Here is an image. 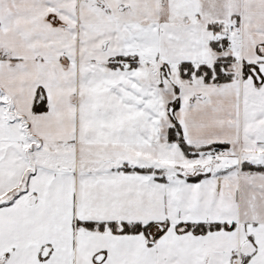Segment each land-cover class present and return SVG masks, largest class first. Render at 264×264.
<instances>
[{"label": "snow or ice", "instance_id": "obj_1", "mask_svg": "<svg viewBox=\"0 0 264 264\" xmlns=\"http://www.w3.org/2000/svg\"><path fill=\"white\" fill-rule=\"evenodd\" d=\"M0 264H264V0H0Z\"/></svg>", "mask_w": 264, "mask_h": 264}]
</instances>
